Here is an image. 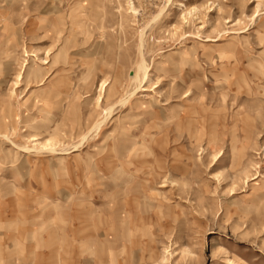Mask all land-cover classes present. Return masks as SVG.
Instances as JSON below:
<instances>
[{
	"label": "rangeland",
	"instance_id": "374dc122",
	"mask_svg": "<svg viewBox=\"0 0 264 264\" xmlns=\"http://www.w3.org/2000/svg\"><path fill=\"white\" fill-rule=\"evenodd\" d=\"M51 180L45 264H264V0H0V203Z\"/></svg>",
	"mask_w": 264,
	"mask_h": 264
},
{
	"label": "crops",
	"instance_id": "0c3cea01",
	"mask_svg": "<svg viewBox=\"0 0 264 264\" xmlns=\"http://www.w3.org/2000/svg\"><path fill=\"white\" fill-rule=\"evenodd\" d=\"M78 181L79 180L77 178L76 182ZM42 186L43 188H46V191L39 189L37 193L38 195H34L30 192L28 187L9 184L3 187V189H6L7 191V196L2 198V202L0 203V220L5 219L4 221L6 222L8 228L6 230L7 236H3L4 229H0V264H45V258H42V260L37 258L43 256L42 253L37 252V250L43 252L53 248L52 244H55L58 251L59 246L57 243H65L62 245L67 247L68 244L66 240L69 236H60L58 239V235L61 232L53 231V229L52 231L43 230L41 225L34 221V219L40 218L42 215L46 214L48 210L53 209L54 207V204L44 205V199L41 197L43 192L50 195L54 194V196H50V199L55 200V205H58L56 202L58 200L57 195L59 191L58 187L53 185V181L45 185L42 184ZM6 191H4V193ZM48 200L49 199L46 201ZM2 206H5L6 208H2ZM31 212H35L36 216H31ZM50 216H53L52 212L50 213ZM76 217H78V215L74 216V219L71 222V229L69 230L72 234L74 244L76 242L75 240H79V234L85 231L88 235L84 236V238H86V240H90L92 237L90 232L93 229L91 225H88V223H85L84 228H80L78 221H76ZM98 222L101 223V221ZM1 226L2 225L0 224V227ZM62 226L63 227L58 229L62 232H65V229L69 228L66 223H63ZM53 235L56 237V242L54 243L52 242ZM76 245H80V243L76 242ZM87 245H90V243L87 242ZM59 249L61 250V248ZM30 250H35V252H31ZM34 253H36V255H34ZM56 255H59V252L58 254L56 253ZM50 257L56 258V256L52 254ZM77 257H80V254H78ZM122 264L129 263L122 262Z\"/></svg>",
	"mask_w": 264,
	"mask_h": 264
},
{
	"label": "bare ground",
	"instance_id": "6f19581e",
	"mask_svg": "<svg viewBox=\"0 0 264 264\" xmlns=\"http://www.w3.org/2000/svg\"><path fill=\"white\" fill-rule=\"evenodd\" d=\"M81 6H78V8H76L74 11H77V15H76V17L77 18H75L74 20L76 21V22H74V24L73 25H75V27H77L78 29H82L85 33H87L88 32V26H87V28L86 27H83V26H81V18H80V16H81V12H83V8H80ZM103 13V12H102ZM100 14L99 13V18H102V16H103V14ZM184 17V16H183ZM98 27H99V25H98ZM85 28H86V31H85ZM143 35V34H142ZM141 39V38H140ZM141 46V45H140ZM142 55V54H141ZM146 67H144V65L143 64H141L140 66H139V68H138V70H137V72L134 74V76H132L133 77V81L135 82V83H137V82H141V80L142 79H144L145 78V75H146V69H145ZM34 72L35 71H33V70H29V72H28V74L29 75H34ZM37 72V71H36ZM140 73H142L143 74V76H142V79L140 78L141 76H139L140 75ZM143 81V80H142ZM133 94V93H132ZM126 103V98H122V99H120L119 101H118V104L119 105H124ZM113 106H111V107H108L107 109H106V118H108V116L113 112ZM6 121V120H5ZM102 122H104V121H102ZM101 127V123H98L97 124V126H96V129H99ZM125 128V126H123V129ZM77 148V147H76ZM51 237V236H50ZM54 242H56V241H54ZM50 243V242H49ZM27 260V259H26Z\"/></svg>",
	"mask_w": 264,
	"mask_h": 264
}]
</instances>
